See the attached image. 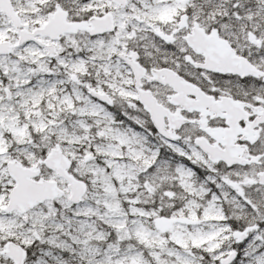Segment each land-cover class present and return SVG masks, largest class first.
Masks as SVG:
<instances>
[{
  "label": "snow or ice",
  "instance_id": "obj_1",
  "mask_svg": "<svg viewBox=\"0 0 264 264\" xmlns=\"http://www.w3.org/2000/svg\"><path fill=\"white\" fill-rule=\"evenodd\" d=\"M0 264H264V0H0Z\"/></svg>",
  "mask_w": 264,
  "mask_h": 264
}]
</instances>
